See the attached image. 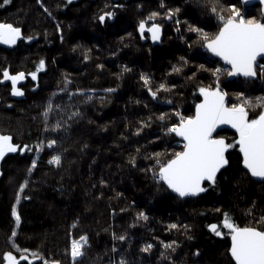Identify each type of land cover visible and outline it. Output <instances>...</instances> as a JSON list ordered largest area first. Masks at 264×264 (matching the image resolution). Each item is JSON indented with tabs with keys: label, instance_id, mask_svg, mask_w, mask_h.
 Wrapping results in <instances>:
<instances>
[{
	"label": "trees",
	"instance_id": "1",
	"mask_svg": "<svg viewBox=\"0 0 264 264\" xmlns=\"http://www.w3.org/2000/svg\"><path fill=\"white\" fill-rule=\"evenodd\" d=\"M161 3L0 0V22L22 31L15 48L0 47V134L18 145L0 158V264L7 251L29 257L19 264L53 259L60 264H120L121 259L126 264H234L230 236H217L208 225H222L228 213L241 227L264 228V221L256 223L264 217V183L244 170L237 144L226 152L229 163L216 183L204 184L205 192L185 200L158 178L153 155L160 153L166 161L182 150L166 129L177 123L176 112L193 115L200 87L216 86L214 64L221 63L208 59L200 34L190 25L212 36L222 26L219 16L230 14L229 5L245 18L264 20L260 6L245 7L241 0ZM169 8L179 9L171 19L165 15ZM105 12L114 16L102 23L99 16ZM152 12L160 13L155 22L163 36L156 45L147 30L141 36L138 29ZM41 59L45 66L37 70ZM5 67L11 74H26L17 82L23 90L17 99L11 81L2 79ZM34 71L35 80L27 75ZM219 80L229 106L241 103L240 93L252 104L264 95V79L231 81L227 73ZM261 110L249 108V117ZM216 135L229 143L238 139L234 131ZM49 140L56 144L49 147ZM54 155L61 157L59 164L50 163ZM121 235L124 240L118 239ZM81 236L87 243L73 259L71 241ZM148 244L151 249L144 251Z\"/></svg>",
	"mask_w": 264,
	"mask_h": 264
},
{
	"label": "snow or ice",
	"instance_id": "2",
	"mask_svg": "<svg viewBox=\"0 0 264 264\" xmlns=\"http://www.w3.org/2000/svg\"><path fill=\"white\" fill-rule=\"evenodd\" d=\"M4 4H8L9 0H3ZM163 7V0L161 3ZM230 14L228 16L220 15L222 26L218 32L210 36L202 28L196 25H190L189 30L200 34L204 46L220 57L230 67L227 69L228 75H243L247 78L257 77L264 78V64H260L258 57L264 59V20H257L255 17L245 18L241 11L235 5H229ZM47 11V9H45ZM213 12L216 8L213 7ZM179 9L169 8L165 13L169 19L172 18ZM160 15L159 12L150 13L147 21L142 19L139 21L138 29L143 36L145 30L151 33L153 40L160 38L161 25L155 22V18ZM114 13L105 12L99 16L100 22H104L106 17H112ZM148 21H152L148 26ZM179 23V21H177ZM22 31L20 27L14 26L12 23L0 22V42L6 45H15L21 37ZM26 39L31 40L28 36ZM87 58V57H85ZM181 59H184L183 57ZM45 66V61H39L38 69ZM201 68L204 65H200ZM127 71V68L124 69ZM178 71V69H175ZM221 69L217 68L215 72L218 74ZM25 72L18 71L11 74L9 68L2 70V79L11 81V91L14 95H23V90L17 87V82L25 79ZM33 80L37 77V72H30ZM218 78V77H217ZM141 79L148 84V78L144 75ZM161 89L165 88L164 84H160ZM152 96L157 93L149 88ZM199 92L203 96L200 103L195 106V114L184 116L180 112L175 115L179 117L178 123H173L166 131L175 133L183 140V148L181 151L174 152L166 161L159 159L160 153H154L157 157L156 164L159 166L158 178L166 182L167 186L180 197L196 196L205 192L203 187L205 181L216 183L217 173L225 165L229 163L226 152L238 144L239 152L242 154V164L251 173L253 177L264 178V110H261L254 117H249V108L253 107L252 99L244 97L243 93L239 95L243 98L241 103H233L231 106L226 104V93L220 90L219 83L215 87H200ZM257 105L264 109V98H256ZM51 106V105H50ZM47 113V110H46ZM165 114H161L160 119L164 120ZM231 125L238 134V139L233 142H227L226 138L214 135L218 126ZM57 127H60L58 124ZM139 131V129H138ZM56 144L55 140H49L48 146ZM27 148V145L24 146ZM18 145L12 142L10 135L0 134V158L6 153L16 152ZM39 149V145L37 146ZM23 151V149H20ZM61 157L54 155L51 157L50 163L59 164ZM134 162V161H133ZM35 166L36 161H32ZM31 171V169H29ZM27 181L20 185L21 191L24 189ZM19 200V194H17ZM13 216L19 223L20 217L13 207ZM147 220V216L143 212L138 214ZM264 221H256L257 224ZM171 228H177L175 224L170 225ZM187 227V226H185ZM210 230L217 236H230L231 246L229 252L234 259L235 264H264V228L245 225H238L228 213H224L222 225L210 224ZM221 227L227 229L225 233L221 231ZM16 233L13 231L12 236ZM124 240L123 235L118 237ZM87 243V237L81 236L78 240L71 241V255L73 259L83 254V245ZM176 242L172 241L165 247H172ZM13 247H16L13 244ZM152 245L148 244L143 249L148 251ZM22 252L27 253L28 249ZM36 253L32 254V259H36ZM20 260H29L26 255L17 256L12 251L3 254V264H19ZM44 264H60L58 260H45ZM120 264H126L121 259Z\"/></svg>",
	"mask_w": 264,
	"mask_h": 264
},
{
	"label": "water",
	"instance_id": "3",
	"mask_svg": "<svg viewBox=\"0 0 264 264\" xmlns=\"http://www.w3.org/2000/svg\"><path fill=\"white\" fill-rule=\"evenodd\" d=\"M241 3H243L245 7H252L253 5L258 4V5L260 6V13L262 14V18H264V0H241ZM147 34H148V37H149L150 42H151L153 45L159 44V43H161V42L163 41V36H162V30H161V29H160V38H159L158 40H153V39H152V36H151V33H149L148 31H147ZM18 40H19V39H18ZM17 42H18V41H17ZM16 44H17V43H16ZM16 44H15V45H16ZM15 45H6V44L0 42V47H2L3 49H4V48H6V49H13V48H15ZM205 48H206V47H205ZM206 51H207V53H208L209 56H212L214 59H217L222 65L224 64V65L227 67V69L230 67V66L227 65L226 62H224L220 57L216 56L214 53H212L211 51H209L207 48H206ZM257 59H258V61L261 60L260 57H258ZM228 79L231 80V81H234V80H236V79H244V80H245V79H249V78L244 77L243 75H231V76L228 75ZM19 96H20V95H14V94H13V97L16 98V99H17ZM202 99H203V96L201 97V99H200V101H199L198 103H200ZM225 101H226V97H225ZM226 104H227V102H226ZM194 114H195V108H194V111H193V115H194ZM226 130L236 132L235 129H233V128L231 127V125L224 124V125H220V126H218V128H217L216 132L214 133V135H216L218 132H222V131H226ZM173 135H174V137L177 138L178 141H180V142L183 144V140H182L181 137L177 136L175 133H173ZM237 145H238V144H237ZM238 151H239V146H238ZM239 153H240V152H239ZM240 156H242L241 153H240ZM242 166H243L244 170L249 174V176L252 177L255 181H257V182H259V183H261V182L264 183V178L253 177V176L251 175V173H250V172L244 167L243 164H242ZM225 168H226V165H225L223 168H221V170L217 173V175H218L220 172H222ZM206 183H211V182L205 181V182L203 183V185L206 184ZM169 191H171V193H172L173 195L177 196V197L180 198L181 200H185V198H187V197L196 198V196H199V195L201 194V193H199V194L196 195V196H191V195H190V196L180 197L179 194L176 193V192H174L172 189L169 188ZM209 229H210V228H209ZM230 243H231V239H230ZM231 259H232L233 263L235 264L234 259H233L232 257H231Z\"/></svg>",
	"mask_w": 264,
	"mask_h": 264
},
{
	"label": "rangeland",
	"instance_id": "4",
	"mask_svg": "<svg viewBox=\"0 0 264 264\" xmlns=\"http://www.w3.org/2000/svg\"><path fill=\"white\" fill-rule=\"evenodd\" d=\"M260 61H264V59H262V60H260ZM216 65H218V64H214V68L216 67ZM219 66V65H218ZM214 71H213V77H214V79H215V81H216V84L217 83H219V86H220V80H219V78L223 75V74H227L228 73V71H227V69L226 68H223V70H221L218 74L215 72V69H213ZM218 77V78H217ZM257 78H260V80H261V77L258 75L257 76ZM262 79H264V78H262ZM21 81V80H20ZM227 96V95H226ZM259 97V96H258ZM257 97V98H258ZM239 99H240V101H242V97L240 96L239 97ZM256 100V99H255ZM255 107H257L258 105H257V101H255L254 102V104H253ZM251 110V109H250ZM182 146V145H181Z\"/></svg>",
	"mask_w": 264,
	"mask_h": 264
},
{
	"label": "built area",
	"instance_id": "5",
	"mask_svg": "<svg viewBox=\"0 0 264 264\" xmlns=\"http://www.w3.org/2000/svg\"><path fill=\"white\" fill-rule=\"evenodd\" d=\"M208 59H210L211 61H212V59H213V57L212 56H209L208 57ZM260 64H264L263 62H259ZM219 65V66H218ZM218 65H216V67L214 68L215 70L217 69V68H219V69H221V70H223V68H226V66L225 65H222V64H218ZM227 69V68H226ZM258 79H260V78H258ZM261 80H263L262 78H261ZM260 98H264V95H262V96H259ZM178 118V121H177V123L179 122V117H177ZM181 145H183L181 142H178L177 144H176V146H181Z\"/></svg>",
	"mask_w": 264,
	"mask_h": 264
}]
</instances>
